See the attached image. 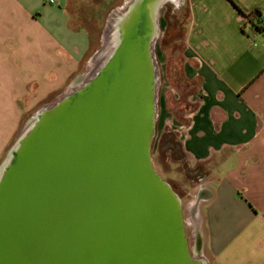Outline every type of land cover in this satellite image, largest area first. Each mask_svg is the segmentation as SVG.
<instances>
[{
	"label": "water",
	"instance_id": "95a60500",
	"mask_svg": "<svg viewBox=\"0 0 264 264\" xmlns=\"http://www.w3.org/2000/svg\"><path fill=\"white\" fill-rule=\"evenodd\" d=\"M164 0L128 1L94 71L27 123L0 164V264H206L153 163Z\"/></svg>",
	"mask_w": 264,
	"mask_h": 264
},
{
	"label": "crops",
	"instance_id": "0c3cea01",
	"mask_svg": "<svg viewBox=\"0 0 264 264\" xmlns=\"http://www.w3.org/2000/svg\"><path fill=\"white\" fill-rule=\"evenodd\" d=\"M181 1L182 70L196 83V103L183 121L164 99L159 129L175 131L198 164L182 204L190 250L206 264H264V34L236 7H258L264 20V0ZM70 2L0 0V154L27 110L29 84L41 83L42 97L64 78L43 85L59 50L75 64L89 47Z\"/></svg>",
	"mask_w": 264,
	"mask_h": 264
},
{
	"label": "rangeland",
	"instance_id": "374dc122",
	"mask_svg": "<svg viewBox=\"0 0 264 264\" xmlns=\"http://www.w3.org/2000/svg\"><path fill=\"white\" fill-rule=\"evenodd\" d=\"M133 0H71L68 5L69 15L74 18L76 27L85 28L88 31L90 43L88 49L80 59L73 63L72 57L59 50L60 60L53 67L46 68L45 82L48 85L56 81V78H62V83L58 87L48 88L47 92L38 98L41 83H30L28 94L23 100L27 110L20 115L18 125L14 131L9 143L0 154V164L6 157L8 151L22 133L32 116L41 108L56 102L69 87L74 83H79L87 74L94 71L90 66L93 56L102 52L107 46L112 33L114 21L112 19L120 16L121 11L127 6V2ZM181 0H164L157 14L158 31L153 42V57L157 68V118L156 135L152 142L153 163L158 172L171 184L181 198L182 204L186 209L187 201L192 197L193 187L198 182L197 165L194 164L183 148L175 144L174 148L164 150L160 147V137L164 131L159 129V120L161 117L160 106L162 101L167 100L168 109L176 116V110H180L181 116H176L184 120V115L192 110L194 100L189 99L194 93L193 85L180 78L176 68V60L181 49L182 38L181 23L186 18V8L181 5ZM170 25L167 39L164 32ZM165 39V40H164ZM170 56L171 60L167 61ZM66 65V66H65ZM172 66H175L172 67ZM173 74L177 78L173 79ZM171 76V77H170ZM196 89V88H195ZM179 139L177 136L176 140ZM171 144L169 143V146ZM175 151V152H173ZM199 172V171H198ZM186 213V210H185Z\"/></svg>",
	"mask_w": 264,
	"mask_h": 264
},
{
	"label": "trees",
	"instance_id": "16d2710c",
	"mask_svg": "<svg viewBox=\"0 0 264 264\" xmlns=\"http://www.w3.org/2000/svg\"><path fill=\"white\" fill-rule=\"evenodd\" d=\"M236 7L238 8V10H240V12L242 13V14H244V16L246 17V21L255 29V30H257V31H259V32H264V27H262L261 26V22L263 21L262 20V13H261V11L259 10V8L258 7H256V8H254L252 11H250V12H247V13H245V12H243L237 5H236ZM185 22H186V18H185V20L181 23V27L183 28V30L181 31V38H183V34H184V29H185ZM169 28H170V25L167 23V26H166V29H165V32H164V36H166L165 38L167 39V36H168V33H169ZM165 40V39H164ZM181 47H182V45H181ZM169 60H171V58H170V56L168 57V59H167V61L169 62ZM176 68H175V66H172V67H174L175 68V71L177 70V72H178V74H179V76H180V78H183L186 82H189V84L191 83L192 85H193V90H194V93H195V88H196V83H195V81H189V80H187L186 79V77L184 76V74H183V70H182V62H183V54H182V52H181V49H180V51H179V53H178V58H177V60H176ZM171 77V76H170ZM176 79L177 78V76H176V74H173V79ZM195 108V105H193V107H192V110ZM175 114H176V116H178V114L181 116V114H180V110L178 111V110H176V112H175ZM179 116V117H180ZM179 117H178V119H179ZM181 118V117H180ZM180 120H182V119H180ZM183 121H185V119L183 120ZM177 136H178V134L175 132V131H172V130H166V131H164L163 133H162V135H161V137H160V147H161V149H165V148H167V146H164L165 144H168V148L170 147V148H174L173 146L175 145V144H179V146H180V148H183L182 147V143L180 142V140L179 139H177L176 140V138H177ZM169 143L171 144L170 146H169ZM162 147H165V148H162ZM173 152H175V151H173ZM171 184V183H170ZM173 187H174V189L176 190V187L173 185V184H171ZM177 191V190H176Z\"/></svg>",
	"mask_w": 264,
	"mask_h": 264
},
{
	"label": "built area",
	"instance_id": "2783aa9c",
	"mask_svg": "<svg viewBox=\"0 0 264 264\" xmlns=\"http://www.w3.org/2000/svg\"><path fill=\"white\" fill-rule=\"evenodd\" d=\"M53 2V0H51ZM261 26L264 27V20L261 22ZM264 34V32H262Z\"/></svg>",
	"mask_w": 264,
	"mask_h": 264
}]
</instances>
